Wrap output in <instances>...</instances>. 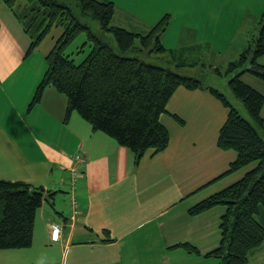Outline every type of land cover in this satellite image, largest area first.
<instances>
[{
	"label": "crops",
	"instance_id": "crops-1",
	"mask_svg": "<svg viewBox=\"0 0 264 264\" xmlns=\"http://www.w3.org/2000/svg\"><path fill=\"white\" fill-rule=\"evenodd\" d=\"M209 13L217 22L233 20L234 29L223 34L222 30H215L210 36L248 33L243 14L235 13L237 20L224 11ZM0 23V51L10 58L0 61L3 66V73L0 72V177L24 180L45 190H59L67 188L60 179L67 181L69 174L59 165L68 163L66 157L78 152L85 157L82 164L85 174L78 182L80 213L73 220L61 213L62 219L58 220L54 213L59 211L63 193L53 196V206L43 200L36 216L35 249L26 252L27 257L19 264H153L157 260V264H170L168 260L173 258V253L186 252L180 246L171 247L176 244L188 242L197 246L201 251L198 256L216 248L221 241L220 223L225 206L219 205L198 215H190L189 208L258 165L253 162L223 175L237 158L236 151L218 147L228 108L208 90L177 88L168 102V112L161 116L170 133L168 147L159 153L148 150L137 163L134 152L107 134L93 130L88 124H79L77 130L75 126L70 127V120L65 118L67 98L53 87L46 89L40 103L23 109L25 101L31 102L42 76L40 69L37 70L31 84L28 69L19 67L18 74V69L10 68L11 59L22 66L30 56L27 55L29 48L23 47V43H29L28 35L3 4ZM250 32L254 34L253 30ZM21 35H27V39ZM18 38L22 43L16 41ZM230 38H226L223 48H232ZM204 48L211 52L213 47L205 41ZM259 62L264 64L262 60ZM245 77L246 73L242 78ZM254 77L256 85L245 82L264 94V81ZM228 81L229 77L218 79L214 75L208 82L218 84L229 96ZM243 114L249 117L246 110ZM66 202L70 214L68 198ZM50 221L64 226L61 239L52 246L48 244L53 238Z\"/></svg>",
	"mask_w": 264,
	"mask_h": 264
},
{
	"label": "trees",
	"instance_id": "trees-1",
	"mask_svg": "<svg viewBox=\"0 0 264 264\" xmlns=\"http://www.w3.org/2000/svg\"><path fill=\"white\" fill-rule=\"evenodd\" d=\"M19 1L0 0V6L6 5L12 11L31 38L27 55L39 47L54 26L64 28L45 57L47 68L29 104L30 109L42 101L48 87H53L67 98L66 120L73 111H77L93 130L107 134L134 152L138 163L148 150L159 153L168 147L170 133L161 116L168 112V102L177 88L208 90L228 108V117L220 129L218 147L236 151L237 158L223 175L253 162H258V165L239 180L194 204L188 212L198 215L213 207L225 206L220 223L221 241L205 256L220 258L219 264H246L250 253L264 243V224L255 217L264 209V94L245 82L242 76L248 72L264 81V64L258 62L264 55V15L260 21L262 34L255 38V48L250 43L225 70L211 66L219 77H229L228 87L244 105L250 120L218 85L198 76L183 75L170 67L146 62L137 56L121 54L133 48L136 39L140 38L147 46L155 43V50L159 53L169 52L172 60L177 61V67L198 65V60L189 62V58L181 56L179 49H168L162 43L161 36L171 19L169 14L161 18L150 32L142 34L113 24L114 2L77 0L84 14H92L102 30L114 34L119 53L88 24L80 21L68 3L26 0V5L21 6ZM83 32L87 39L78 53H87L80 63H76L67 49ZM173 117L184 123L180 117ZM76 154L82 155L81 152ZM77 163L74 161L81 172L79 181L85 174L84 162ZM70 181L71 178L66 183L70 184ZM45 191L43 186H34L24 180L0 177V249L32 245L36 216ZM60 193L63 196L66 193L68 197L72 194L70 188L68 191L63 188ZM178 246L188 252L200 253L197 246L188 242L174 247Z\"/></svg>",
	"mask_w": 264,
	"mask_h": 264
},
{
	"label": "rangeland",
	"instance_id": "rangeland-1",
	"mask_svg": "<svg viewBox=\"0 0 264 264\" xmlns=\"http://www.w3.org/2000/svg\"><path fill=\"white\" fill-rule=\"evenodd\" d=\"M59 1H64L68 3L72 7L74 12L78 15L80 21H82L85 24H88L99 37H101L106 42L110 43L119 52V49H117V43L115 41L114 34L102 30L99 21L95 17H93L92 14H84L77 0H59ZM100 1H112L115 3L116 8H115V15L113 18L114 25L142 34H146L150 32L151 29L154 27L153 25H155L159 20H161V18H163L165 15L169 14L171 16V19L169 21L168 28L161 36L164 46L168 49H172V48L174 49L176 47L179 48V50L181 51V56L186 59L189 58V62L198 60L199 61L198 66H192V67L184 66L183 70H181L179 73L189 76L195 75L204 79L205 81H212L214 75L217 76L218 79L227 78V77H219L218 75H216L215 72L211 69L212 66L211 64H216L219 68L225 70L226 67H228L230 61L237 60L240 57L241 51H243L242 49L245 46H248L251 43L253 44L252 48H255V38L257 39V37L262 34V29H263L262 27H260L261 23L259 22L261 21L264 15V0H100ZM19 2L21 6H24L27 3L26 0H20ZM220 11L227 12L231 14L233 17H237L235 13H237L239 16L243 14L242 20L244 22L245 21L244 18H246V22L248 25V33L246 35H237V36L235 35L234 36L218 35L214 37L210 36V34L215 30H222L221 34H223L225 30L228 31V29L230 30L233 29L231 27L233 20H229V22L227 21L225 23L221 20H218L219 22H217L215 19H213L214 16L212 14L210 15L209 13V12L215 13ZM201 12H204L202 16H201ZM216 26H220L221 28ZM63 30L64 28L61 26H57V27L54 26L52 31L45 37V39L39 45V48L36 49L33 52V54L28 56V59L26 61H24V65L22 66L16 65L14 63L15 60L11 59L13 62H10V68L16 70L19 67H20L19 69L22 68L28 69L30 71L28 80L31 81V84L35 80V72L37 70L40 69L39 75L40 77L41 76L43 77L47 68V63L45 59L46 55H44L43 53H49L51 51L57 39L62 35ZM252 30L254 31V34L250 32ZM26 36L25 35L20 36L24 39L28 38L29 40L28 44L23 43V47L25 50L29 48L31 43V38L28 36L26 38ZM86 36H87L86 33L84 32L81 33L67 49V52L72 54V57L75 59L76 63H80L84 59L87 53V51L86 53H78V50H80L81 46L87 39ZM226 38L227 39L230 38L232 40L231 49L223 48L225 46ZM199 39L201 42H197L199 41ZM16 41H21L22 43L21 38H18ZM205 41L209 42L210 45L213 47L210 49L211 52H209V50H206L204 48ZM154 44L147 46L142 43L140 38H137L134 47L128 51L125 52L123 51L121 54L126 56H137L145 60L146 62L165 66V67L172 66L174 69L178 70L180 67H177L176 65L177 61L172 60L169 52L159 53V51L155 50ZM193 46H202V47L192 49ZM215 48H220L221 51L220 50L217 51V49ZM0 52L3 55V57L0 55V61L4 60V58L10 59L9 57L6 56V54L2 49ZM259 60L264 61V55L261 56ZM203 63H206V66H204ZM19 69L16 71V73L18 74H19ZM0 72L3 73V66L1 65V63H0ZM20 75H21V79H24L25 77L24 73L21 72ZM244 79H243L244 81H247L252 84H255L254 80H257V78H255L253 74L248 72L246 73V77ZM215 85L217 86L218 84ZM227 90L230 91L229 87H227ZM25 93L26 91H24L23 94ZM229 96L231 101L235 103L234 105L235 106L237 105L236 107L241 111V113L242 112L245 113L246 108L239 100L236 99V97H234L231 91L229 93ZM29 101H30L29 99L25 101L26 106L23 109L26 108L27 110L30 103ZM35 114H38V109L35 110ZM247 118L251 120L250 116ZM68 120H70V127L75 126V130L78 129L77 127L79 124L90 125L77 111H73ZM66 159L68 160V163L62 162L59 165V168L61 170H64L62 168L63 164H67L70 167L71 163H74V160L72 158L67 156ZM83 161H85V158ZM71 176L72 175H70L69 173L67 180H69ZM60 181L62 183L66 182L64 178H61ZM68 188L69 186H67V188L64 189L68 191ZM67 198L69 200L68 194L65 193L63 196L62 204L58 206L59 209L58 213H54L55 218L58 220L62 219L60 216L61 213L65 216H69V219L71 217L73 208L70 207V214H69V207H67V202H66ZM255 217L258 221L264 224V209H262L259 214H255ZM56 242L57 241H53L52 239V241L48 242V244L52 246L55 245ZM33 249H35L33 247V243L29 247L0 249V264H19V261H23V258L27 257L25 253L30 252ZM200 253H195V252L187 253V251L185 252L183 250L182 253L181 252L173 253L172 254L173 258H169L168 261H171L170 264H219L221 262V259L218 257L211 256L208 258L205 256L206 254L204 256H198L200 255ZM189 254L192 257H190ZM158 262L159 261L157 260L153 264H157ZM246 264H264V243L250 253L249 261Z\"/></svg>",
	"mask_w": 264,
	"mask_h": 264
},
{
	"label": "built area",
	"instance_id": "built-area-1",
	"mask_svg": "<svg viewBox=\"0 0 264 264\" xmlns=\"http://www.w3.org/2000/svg\"><path fill=\"white\" fill-rule=\"evenodd\" d=\"M74 161H77L79 163L84 160V156L80 154H75L70 156ZM63 169H70L71 172V181H70V189H71V203L73 207V213L74 215L79 211V201L76 195V188H77V181L78 177L81 176V172L77 169V167L73 164L72 166L68 167L67 164L62 165ZM52 230H53V236L56 239H59L62 232V226L59 223L53 222L51 224Z\"/></svg>",
	"mask_w": 264,
	"mask_h": 264
},
{
	"label": "water",
	"instance_id": "water-1",
	"mask_svg": "<svg viewBox=\"0 0 264 264\" xmlns=\"http://www.w3.org/2000/svg\"><path fill=\"white\" fill-rule=\"evenodd\" d=\"M57 192H61V190H48L44 192L43 199L49 204H53V196L57 194Z\"/></svg>",
	"mask_w": 264,
	"mask_h": 264
}]
</instances>
